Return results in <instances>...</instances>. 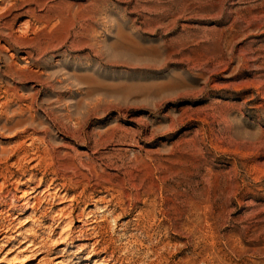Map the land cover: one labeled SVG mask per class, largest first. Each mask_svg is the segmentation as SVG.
I'll list each match as a JSON object with an SVG mask.
<instances>
[{
    "label": "rangeland",
    "instance_id": "rangeland-1",
    "mask_svg": "<svg viewBox=\"0 0 264 264\" xmlns=\"http://www.w3.org/2000/svg\"><path fill=\"white\" fill-rule=\"evenodd\" d=\"M0 229V264H264V0H0Z\"/></svg>",
    "mask_w": 264,
    "mask_h": 264
},
{
    "label": "bare ground",
    "instance_id": "bare-ground-1",
    "mask_svg": "<svg viewBox=\"0 0 264 264\" xmlns=\"http://www.w3.org/2000/svg\"><path fill=\"white\" fill-rule=\"evenodd\" d=\"M26 58H27V57H26ZM26 58H25V59H26ZM3 233H6V231H4L3 229H0V236H1ZM29 249H32V245H31V244H28V246H27V250H29ZM19 264H25V263L20 262Z\"/></svg>",
    "mask_w": 264,
    "mask_h": 264
}]
</instances>
